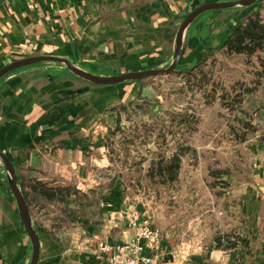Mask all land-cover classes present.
<instances>
[{
  "label": "crops",
  "instance_id": "obj_1",
  "mask_svg": "<svg viewBox=\"0 0 264 264\" xmlns=\"http://www.w3.org/2000/svg\"><path fill=\"white\" fill-rule=\"evenodd\" d=\"M224 1L232 0H0V69L34 56L64 58L101 76L167 67L186 15L201 4ZM261 5L264 0L197 15L184 29L177 67H189L220 47L242 18ZM65 66L38 62L0 78V151L12 163L22 195L23 184L40 181L52 187L75 185L80 196L90 199L92 190L97 197L91 204L70 194L66 213L71 221L59 218L56 202L43 201L44 213L38 216L29 210L39 243L36 264H97L102 258L98 242L130 240L129 216L139 210L144 217V212L119 176L99 188L109 162L91 156L90 149L116 126L121 104L151 89L142 81L91 85ZM258 136L264 140V128ZM259 165L260 179L249 187L250 194L247 187L232 190L243 197L240 244L230 250L210 242L203 247L201 237L185 240L171 225L160 228L157 244L145 247L150 264H264V165ZM253 200L255 206L249 204ZM31 256V241L0 158V264H29Z\"/></svg>",
  "mask_w": 264,
  "mask_h": 264
},
{
  "label": "rangeland",
  "instance_id": "obj_2",
  "mask_svg": "<svg viewBox=\"0 0 264 264\" xmlns=\"http://www.w3.org/2000/svg\"><path fill=\"white\" fill-rule=\"evenodd\" d=\"M221 46L204 53L189 67L175 65L166 74L129 80L142 81L151 90L119 106L116 126L99 139L101 144L92 145L89 154L106 157L109 162L104 168L106 180L104 184L100 182L99 188L109 186L113 175L119 176L123 187L139 197L137 204L145 219L160 232V228L166 230L174 225L170 229L177 236L185 240L201 237L203 247L210 246L206 242L216 247L215 237L221 236L224 247L219 249L228 250L225 245L229 242H236L234 247L240 244L246 220L239 212L243 197L232 190L247 187L250 194L249 187L256 186L260 179L259 164L264 165V140L258 136L264 128V84L257 88L259 92L243 101L244 109L236 110L233 104L236 111L231 113L233 97L240 91L238 81L253 67L248 68L242 57L224 56ZM159 68L166 67L147 69ZM70 73L91 85H113L95 84ZM246 119L251 120L255 129L244 140L237 141L230 126L240 129L239 121ZM179 147L189 149L181 156L177 179L164 185L150 184L145 173L151 160L161 152L169 157ZM209 169L223 173L215 178ZM92 192L90 199L79 195L76 201L92 204L97 199ZM39 203L35 199L27 204L36 216L44 213ZM67 204L57 205L62 221H71L65 212L69 210ZM249 204L255 206V200ZM138 211L134 212L141 215Z\"/></svg>",
  "mask_w": 264,
  "mask_h": 264
},
{
  "label": "trees",
  "instance_id": "obj_3",
  "mask_svg": "<svg viewBox=\"0 0 264 264\" xmlns=\"http://www.w3.org/2000/svg\"><path fill=\"white\" fill-rule=\"evenodd\" d=\"M220 51L229 58L234 56L242 57L248 68L253 67L250 71L248 70L250 73L238 81L240 91L237 92L238 95L233 97L234 101H232V106L230 107L233 110L231 113H233L239 108L244 109L243 101L248 100L250 95L259 92L256 91L257 88L264 84V5L242 18L241 23L224 39ZM203 61L205 60L203 59L197 64L200 65ZM251 75V79L246 80ZM233 104L237 106L236 110L233 109ZM248 116L250 117L249 114ZM239 122H241L240 129L231 125L230 130L234 139L242 141L249 132L254 131L255 127L249 119ZM186 149H189V147H179L178 151H175L169 157H165L163 152L157 154L146 169L145 177L149 183L164 185L176 180L181 169V156L185 154ZM209 170L215 178L220 177L223 173L221 170ZM25 186L28 188L27 190L24 189ZM22 192L28 205L32 200L38 199L39 201L41 199L39 204L42 206H44L43 201L67 204L70 194H75L76 196L80 194L79 190L71 185L52 187L40 181L23 184ZM215 241L217 248L224 247L222 246L221 236L215 237ZM235 245L236 242L232 241L225 247L230 249Z\"/></svg>",
  "mask_w": 264,
  "mask_h": 264
},
{
  "label": "water",
  "instance_id": "obj_4",
  "mask_svg": "<svg viewBox=\"0 0 264 264\" xmlns=\"http://www.w3.org/2000/svg\"><path fill=\"white\" fill-rule=\"evenodd\" d=\"M257 0H232V1H224V2H210V3H204L196 8H194L192 11H190L186 17L181 22L178 31L176 33V48H175V55L172 63L166 67V68H159V69H145V70H138V71H129L122 74L117 75H96L92 74L90 72H87L78 66H76L74 63L70 62L67 59L55 57V56H34V57H28L24 59H20L17 61H14L0 69V78L3 77L8 72L30 64H35L38 62H44V61H60L63 62L66 67L75 75L86 79L87 81H90L95 84H119L125 81L129 80H141L147 77L157 76L161 74H166L169 72H172L175 68V65L182 53V36L184 29L186 26L192 22V20L199 14L208 11V10H217V9H224V8H230V7H242L250 5ZM0 158L3 160L6 169L10 175V182H11V188L13 190V193L16 198L17 206L20 212V215L22 217V220L24 222V225L26 227L27 233L29 235L31 246H32V256L29 264H36L38 260V253H39V243L37 236L33 230V227L31 225V218L30 213L27 208V205L25 203V200L23 198V195L21 193L19 184L17 183V177L15 169L10 162L9 158L0 151Z\"/></svg>",
  "mask_w": 264,
  "mask_h": 264
},
{
  "label": "built area",
  "instance_id": "obj_5",
  "mask_svg": "<svg viewBox=\"0 0 264 264\" xmlns=\"http://www.w3.org/2000/svg\"><path fill=\"white\" fill-rule=\"evenodd\" d=\"M134 229L133 237L125 242L110 244L99 241L97 249L102 258L97 264H150L152 258L144 253L145 247L158 243L160 231L145 217L135 212L128 221Z\"/></svg>",
  "mask_w": 264,
  "mask_h": 264
}]
</instances>
